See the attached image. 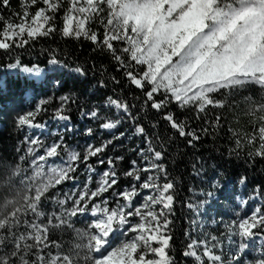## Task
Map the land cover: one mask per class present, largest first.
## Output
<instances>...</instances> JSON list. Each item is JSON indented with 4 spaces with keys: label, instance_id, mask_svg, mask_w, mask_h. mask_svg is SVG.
Listing matches in <instances>:
<instances>
[{
    "label": "snow or ice",
    "instance_id": "6c2138e0",
    "mask_svg": "<svg viewBox=\"0 0 264 264\" xmlns=\"http://www.w3.org/2000/svg\"><path fill=\"white\" fill-rule=\"evenodd\" d=\"M57 39L89 42L115 74L95 61L91 69L70 63L58 46L42 49L44 68L22 63L17 50ZM0 54L5 76L53 90L33 96L25 111L0 108L29 133L16 160L0 165V264H178L177 179L164 162L170 146L178 140L179 154L180 144L194 149L211 139L215 147L226 132L221 156L239 160L246 149L247 164L264 162V0H19V10L0 0ZM89 71L93 91L111 84L115 94L103 97V107L77 105L82 119L99 122V137L93 126L72 127L68 111L80 94L55 95L63 80L48 76L87 80ZM253 85L260 94L243 98L251 130L242 132L227 113L236 118L237 98ZM0 90L7 91L2 78ZM73 133L91 139L72 147L65 135ZM133 138L140 141L129 149L135 158L122 166L125 156L108 154L109 146ZM196 161L191 176L202 185H189L181 202L188 212L184 264H264V181L250 185L247 173L233 178ZM66 183L72 186L62 191Z\"/></svg>",
    "mask_w": 264,
    "mask_h": 264
},
{
    "label": "trees",
    "instance_id": "16d2710c",
    "mask_svg": "<svg viewBox=\"0 0 264 264\" xmlns=\"http://www.w3.org/2000/svg\"><path fill=\"white\" fill-rule=\"evenodd\" d=\"M12 9L19 10V0H10ZM3 15L7 16L8 11L4 10ZM60 50L61 58L64 57V53L67 52L71 56L70 63L72 61H78L83 64L85 68L91 69V62L95 61L97 65L103 63L104 66L108 69L109 73L115 74L114 68L111 66L108 59L103 57L98 53H93L91 51V46L89 42L80 41L77 42L75 40H42L37 42L34 47L30 46L28 51L17 50L22 63L30 65L31 63H39L41 68L45 67V57L47 56V52L42 51V49L57 47ZM6 62L3 59V55L0 54V64ZM49 78L55 76L58 79L63 80L62 87L55 92V95L63 94L64 92L71 89L72 91L78 92L80 94L81 99H78L76 104H73L68 111V115L71 117V125L74 129H83L85 126H93L96 128L98 137H99V129L98 123L95 124L87 119H82L79 111L77 110V105L83 103L84 107H91L93 103L100 105L103 107V97L107 95H115L112 92V85L109 84V87L106 89H97L93 91L94 79L91 71H89V75L87 80L82 78L73 79L71 75H64L61 77L59 74L48 73ZM99 73H97V77ZM118 78L119 75L117 74ZM0 78H2L7 84V91L0 90V108H3L4 105L13 104L14 110L16 112H22L28 109L29 105L32 103V97L34 96L36 100H39L41 95L47 93L48 95L53 94V90L51 87L45 88L39 82H36L38 86L34 89L31 86L30 82L19 79L14 75L5 76L4 70L0 69ZM251 89H254V92L244 91L240 94L238 99V107L235 108V116L233 119L234 113L229 111L227 115L231 120V126L233 128L239 129L243 131H250L249 121L251 117L245 115L246 105L244 103V96L248 95H256L259 96L258 86H250ZM119 89L117 90V93ZM125 94H127V89H125ZM12 111V109H9ZM113 110V114H114ZM178 115H181L178 112ZM48 119V115H42L40 117L41 122H44ZM238 120V122H237ZM195 125V122H194ZM125 126L118 127L117 131H124ZM145 127H149V122L145 123ZM227 125H225V128ZM53 124L49 130L52 131ZM151 131V129H149ZM27 129L17 130L10 123L9 119H5L3 116H0V165L5 164L7 162H14L16 160V148L21 145V142L24 140ZM161 132L163 133V125H161ZM104 135H107L105 133ZM87 138V139H86ZM91 138L84 137L83 135L66 134L65 140L66 142L76 147L78 144L85 142V140H90ZM117 144H122V147H117L115 150L112 146H109L108 154H120L125 156V162L128 159L135 158V154L129 149L136 147L140 144V141L136 138L131 140H122L116 142ZM176 143H180L178 140L170 146L168 152L166 153L165 163L169 170L171 176L177 179V203L175 207V216L173 217L174 223L172 225L173 228V247L175 249L173 255L176 257L178 264H184V258L180 256V251L184 246V230L188 227L186 222V217L188 216L187 209L182 208L181 202L185 200L190 194L187 189L189 185L201 186L202 182L196 177L191 176V166L193 163H196V157H202L205 161H207V166L215 164L218 167L225 170L230 177L235 178L238 174L247 173L250 181V185L252 183H259L264 181V172H261L260 169L264 167V162H257L254 166H250L245 162L244 155L241 156L239 160L233 157L231 160L226 158L225 156L220 155V151H225L228 144V136L226 132H221L220 138L216 140L215 147H213V141L211 139H203L196 146V148H186L183 144H180V153H177ZM219 149V151H218ZM93 163L95 161L93 160ZM81 179H84V176H81ZM123 182V180H122ZM61 190L65 191L63 185L61 186ZM246 191V190H245ZM3 192L0 190V195ZM44 207L46 210L51 211L52 205L50 202H45ZM221 210L231 212V209L226 207L221 202ZM213 215V213H211ZM217 220H219V216L217 215ZM83 223H77L76 227H83ZM208 227L210 229L215 228L214 225L209 224ZM54 239H59V234H53ZM65 239H68V236H65ZM249 257H246V259Z\"/></svg>",
    "mask_w": 264,
    "mask_h": 264
},
{
    "label": "rangeland",
    "instance_id": "374dc122",
    "mask_svg": "<svg viewBox=\"0 0 264 264\" xmlns=\"http://www.w3.org/2000/svg\"><path fill=\"white\" fill-rule=\"evenodd\" d=\"M38 82V81H37ZM52 124H53V128H52V131L53 130H56L57 129V127H58V125L57 124H55V123H50V127L52 126ZM26 134H29L28 133V130H27V132H26ZM87 139V138H86ZM84 144V142L83 143H81L80 145H83ZM72 147H74V146H72ZM81 171H83V166H81ZM85 178V177H84ZM72 185L70 184V183H66V184H64L63 185V188H64V190L65 191H67L70 187H71ZM212 214L211 213H209V217L211 216Z\"/></svg>",
    "mask_w": 264,
    "mask_h": 264
}]
</instances>
